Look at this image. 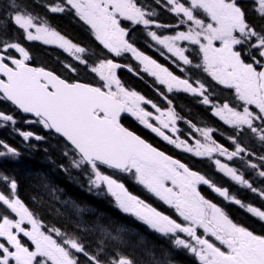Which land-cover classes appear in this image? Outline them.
Here are the masks:
<instances>
[{
    "label": "snow or ice",
    "instance_id": "snow-or-ice-1",
    "mask_svg": "<svg viewBox=\"0 0 264 264\" xmlns=\"http://www.w3.org/2000/svg\"><path fill=\"white\" fill-rule=\"evenodd\" d=\"M256 2V11L264 19V0ZM164 6L180 17L178 26H185L186 30L173 35L149 31L151 39L171 53L175 58L172 63L181 72L185 71L181 64L189 66V70H202L217 84L234 90L235 100L242 104L237 106L227 100L215 102L203 82L187 76L181 78L139 51L129 39L132 29L123 27V21L143 25L145 29L172 26L157 23L152 19L156 13L147 11L137 0H60L45 5L52 13L74 10L109 53L115 57L131 53L142 65L143 72L165 85L168 92L183 91L201 97L204 105L212 107L213 115L236 129L237 136L246 128L264 141V127L255 125V121L264 124V27L258 30L250 22L242 0H164ZM6 7L12 9L7 23L24 40L57 45L81 64L89 66L103 83L94 86L69 82L52 71L31 67L29 52L17 39L5 38L7 31H4L0 33V76L6 79H0V101L11 102L23 113L33 114L38 118L36 123L66 138L79 156V160H73V165L90 171L92 185L106 186L120 210L155 233L169 237L176 249L186 250L199 264H264V235L235 223L221 207L201 195L198 186L208 185L225 200L241 207L245 205L226 188L217 186L124 127L121 114H130L168 143L196 156L211 158L218 153L232 160L246 151L235 137H229L236 145L234 151L213 139L215 130L212 128L196 129L203 142L196 140L194 145L178 137L173 139L164 129L177 131V113L171 107L161 109L144 95L125 87L117 76L120 64L105 58L88 65L84 55L87 50L52 28L46 18L34 14L27 5L22 8L17 0H9ZM185 42L191 47L184 46ZM197 57L199 63H194ZM65 66L76 70L71 65ZM128 70L134 71L131 67ZM160 95L168 100L164 93ZM171 103L168 100V104ZM0 121L16 123L13 115L3 111H0ZM20 135L28 140L34 134L20 132ZM35 139L42 137L37 135ZM0 146L6 150L0 152V157L19 155L16 149L2 141ZM215 164L232 180L253 192L258 191L234 168L219 159ZM102 166L130 175L173 209L175 218L130 193L114 175L102 171ZM251 166L256 167L255 164ZM259 175L264 177V171ZM0 182L7 189L0 191V264H81L77 254H82L88 264H137L124 252H115L105 258L104 241L96 253H90L79 237L57 228H46L20 199L17 181L0 174ZM260 195L264 196V191ZM247 211L264 220V210L248 205ZM102 231L107 239L123 242L122 229H116L115 235Z\"/></svg>",
    "mask_w": 264,
    "mask_h": 264
},
{
    "label": "flooded vegetation",
    "instance_id": "flooded-vegetation-1",
    "mask_svg": "<svg viewBox=\"0 0 264 264\" xmlns=\"http://www.w3.org/2000/svg\"><path fill=\"white\" fill-rule=\"evenodd\" d=\"M58 2H60V0H58ZM137 3L144 7L147 11H154L156 15L152 17V19L156 20L157 23L172 26L163 28H156L155 26H152L150 29H145L143 25H132L129 21H123V27L132 29L129 33V39L139 51L148 55L152 59H155L162 66L168 67L170 71L181 78H185L187 76L191 77L193 81L200 80L203 82L206 87L209 88V92L212 94V98L215 102L222 103L227 100L229 103L236 104L237 106L242 104V102L235 100L234 90L226 89L223 85L217 84L202 70H189V66L181 64V66L185 69L184 72H181L180 68H178L176 64L172 63V60L175 58L171 56V53H168L166 49L151 39L148 34L149 31H156L161 35H173L176 31L186 30L185 26H178L180 17H177L174 13L168 11V9L164 6V0H160L159 3H157V0H137ZM63 14L76 16L74 10L65 11ZM86 27L87 30L83 36L87 38L91 34L94 35L90 26L86 24ZM88 44L103 47V45L100 44L96 38L94 39L93 36L89 37ZM184 46L191 47L187 45L186 42ZM161 53H163V55ZM111 55L120 64L131 67L134 70V74H136V76H134L124 69L117 70V76L120 78L125 87L144 95L147 99L155 102L161 109L167 110L171 107L177 113L178 119L175 125L177 131L173 133L170 129H164L166 134L171 136L173 139L178 137L179 140H184L187 141L189 145H194L196 140H201L203 142V137L200 132L196 131V129L212 128L215 130L212 134L213 139L229 151H234L236 147L233 140L229 139V137H235L237 142H239L240 145L246 149L245 152L240 153L232 160H228L227 156H220L218 153L213 154L211 158L206 156H196L193 153L184 151L182 148H177L174 144L168 143L162 137L146 128L130 114L124 113L122 116V121L128 127L143 136L155 147L166 153L168 156H171L173 159L180 160L191 170L204 175L217 186L226 188L230 195L239 199L245 207H241L234 202L225 200L223 197L215 193L208 185L202 184L198 186V190L201 195H203L206 199L217 204L219 207H232L231 219L235 223L246 227L257 235H264V220L259 219L247 211L248 205L264 210V198L261 197L259 193V191H264V177L259 175V172L264 171V159H261V157H264V144L257 141L251 135L252 132L246 128L242 134L237 136L236 129L225 124L218 117L213 115L212 107L204 105L201 102V97L183 91L174 90L172 92H168L165 85H160L154 77L143 72L142 65H140L139 61H137L131 53H124L120 57H115L112 53ZM248 62L251 61L249 60ZM194 63H199L198 57L195 59ZM73 73L75 74V71ZM84 73H88V69L86 67L84 68ZM160 93H164L168 100L172 101L171 105L168 104V100L161 96ZM147 107L148 110L154 113V115H158V113H155V110L151 109L150 106ZM255 125L257 127L264 126V124L260 121H255ZM156 126L159 125L157 124ZM6 140L10 141L9 138H6ZM2 142L6 144V142ZM1 149L2 150L0 152L6 151L2 146ZM18 156L19 155L12 156L8 154L0 157V174L10 177L9 173L11 172V169H9V165L12 164V160L17 159ZM217 159H219L222 163L227 164L229 167L234 168L237 171V174L242 175L244 179L252 184V186L258 191L253 192L248 187L241 185L226 176L215 164V160ZM3 164L6 165V169L3 167ZM252 164H255L256 167L253 168L251 166ZM118 174L119 176H114V178L124 183L130 193L139 197L145 203L157 208V210L175 218L173 209L160 201L142 185L137 183L134 178L125 173ZM55 177V180L59 181V176L56 175V173L54 178ZM0 191H7L3 182H0ZM131 219H135L140 222L147 229V231H122L121 239L123 242H120L112 241L105 237L102 229H107V225H90L86 228V236L79 239L83 242L86 250L90 253H96L98 248L101 246V241H104L103 247L106 248L105 258H109L110 255L115 252H124L135 259L137 264H171L173 255V243L171 239L155 233L134 216H132ZM107 220L108 217L101 218L102 223H106ZM40 221L46 228H57L56 226L47 227L45 222L42 220ZM119 228L124 227L119 226ZM93 229H95V231H93ZM200 231L202 232L203 230L201 229ZM107 232H111L113 235L116 234V231ZM183 252L188 253L186 250ZM158 257H160L161 260H157ZM196 261L197 264H199V261Z\"/></svg>",
    "mask_w": 264,
    "mask_h": 264
},
{
    "label": "trees",
    "instance_id": "trees-1",
    "mask_svg": "<svg viewBox=\"0 0 264 264\" xmlns=\"http://www.w3.org/2000/svg\"><path fill=\"white\" fill-rule=\"evenodd\" d=\"M56 0H17V3L23 8L27 5L28 9L34 14H38L46 18L56 31L61 35L70 39L74 43H82L83 33L87 27L80 20L72 15L61 14L55 15L46 11L45 5L52 4ZM9 0H0V33L7 31V37L15 38L25 48H28L32 56V63L36 66H42L53 69L60 74L57 64L65 62L66 56L59 51L43 46L36 41H27L22 38V35L7 23L8 15L12 12L11 8H7ZM245 6L248 19L257 26L259 30L264 27V19H262L256 11L258 4L256 0H242ZM95 46V45H93ZM93 54H100L102 49L91 47ZM90 49V48H89ZM95 64V63H94ZM0 111L13 115L16 123L0 122V138L8 136L13 143H18L17 148L21 153L20 158L9 165L11 176L17 181L20 197L27 202L29 207L35 214L46 224H60L62 227L73 224L74 226L86 228L90 224L84 219L76 217L89 216V213L96 215H108V217L121 216L114 209L111 202V197H105L103 189L98 188L97 191L90 183L87 173L76 170L73 165V160H79V156L75 151L67 145L61 138L53 134L49 129H45L38 123L30 122V119L21 116V114L8 102L0 101ZM7 125V126H6ZM20 132H32L34 135L27 142H24ZM40 136L42 139L37 140L35 136ZM67 153V155H66ZM59 167V168H58ZM55 173L59 176V181H56ZM58 180V179H57ZM89 180V179H88ZM46 187H49L46 189ZM56 189L62 200L73 199L77 202L79 213L74 209H63L58 202H50L44 199V193L49 190ZM107 198V200L105 199ZM96 203L106 207V212L101 208L94 206ZM85 210L83 213L81 211ZM122 217V216H121ZM81 220V221H80ZM95 221L91 224L94 225ZM66 225V226H65ZM143 229L139 227L140 230ZM157 260H161L158 257ZM183 264L182 262H178ZM176 264V261L173 262Z\"/></svg>",
    "mask_w": 264,
    "mask_h": 264
},
{
    "label": "rangeland",
    "instance_id": "rangeland-1",
    "mask_svg": "<svg viewBox=\"0 0 264 264\" xmlns=\"http://www.w3.org/2000/svg\"><path fill=\"white\" fill-rule=\"evenodd\" d=\"M52 45H54V44H52ZM55 46H57V45H55ZM263 127H264V126H263ZM258 128H261V127H258ZM251 135H252L257 141H259L260 143H263V144H264V141H261V140L259 139V136H258L257 134L251 133ZM47 188H49V187H46V189H47ZM259 193H260V191H259ZM43 197H44L45 200L47 199V200L50 201V202H53V203L58 202L59 205L62 206L64 209H71V207L75 209V207H73L69 202H67V201H62V200L60 199V196H59L58 192H57L55 189L47 191L46 193H44V196H43ZM261 197L264 198V196H261Z\"/></svg>",
    "mask_w": 264,
    "mask_h": 264
},
{
    "label": "water",
    "instance_id": "water-1",
    "mask_svg": "<svg viewBox=\"0 0 264 264\" xmlns=\"http://www.w3.org/2000/svg\"><path fill=\"white\" fill-rule=\"evenodd\" d=\"M31 66V65H30ZM31 67H33V66H31ZM0 79H6L5 77H3V76H0ZM2 95V94H1ZM9 103H11V102H9ZM14 106V105H13ZM15 107V106H14ZM16 108V107H15ZM18 109V108H17ZM19 110V109H18ZM20 112H21V114L22 115H24V116H28V117H35L33 114H31V113H23L21 110H19ZM36 118V117H35ZM56 135H58V136H60L62 139H64L72 148H73V146L71 145V143L70 142H68L67 140H66V138H64L63 136H61L60 134H58V133H56L54 130H52Z\"/></svg>",
    "mask_w": 264,
    "mask_h": 264
}]
</instances>
